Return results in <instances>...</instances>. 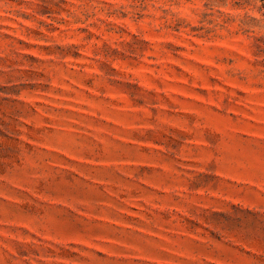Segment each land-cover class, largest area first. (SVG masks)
<instances>
[{"label":"rangeland","instance_id":"rangeland-1","mask_svg":"<svg viewBox=\"0 0 264 264\" xmlns=\"http://www.w3.org/2000/svg\"><path fill=\"white\" fill-rule=\"evenodd\" d=\"M0 264H264V0H0Z\"/></svg>","mask_w":264,"mask_h":264}]
</instances>
